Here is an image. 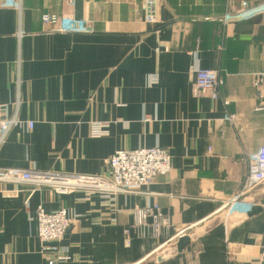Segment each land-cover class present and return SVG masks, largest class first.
<instances>
[{"label":"crops","instance_id":"obj_1","mask_svg":"<svg viewBox=\"0 0 264 264\" xmlns=\"http://www.w3.org/2000/svg\"><path fill=\"white\" fill-rule=\"evenodd\" d=\"M72 1L0 0V105L12 115L20 101V119L34 122L11 131L0 169L104 176L117 151L161 147L172 170L113 201L0 182V264H48L53 246L67 264H259L264 184L244 190V160L264 147V0H159L155 23L145 0ZM47 14L90 31L49 33ZM197 70L220 72L222 99L195 96ZM94 123L107 133L93 137ZM147 207L169 228L126 236ZM40 208L73 218L59 243L40 241Z\"/></svg>","mask_w":264,"mask_h":264},{"label":"built area","instance_id":"obj_2","mask_svg":"<svg viewBox=\"0 0 264 264\" xmlns=\"http://www.w3.org/2000/svg\"><path fill=\"white\" fill-rule=\"evenodd\" d=\"M72 4V0H65ZM159 0H145L146 22L155 23L157 20L156 7ZM232 1V0H231ZM17 10L21 9L20 3H11ZM243 8L248 2L242 1ZM228 17H225V21ZM42 22L49 29V33H85L90 28L82 22L71 17L57 15H44ZM21 36V34L19 35ZM152 84H157V77H152ZM264 75H256L255 86L258 98L263 99L262 87ZM224 80L219 71L197 70L193 92L200 97L208 93L213 101L222 99ZM20 101L14 104V113L10 114L8 105H0V147L6 142L13 129L26 126L32 130L34 122H24L20 119ZM229 103L225 101V105ZM227 121H237L236 115H229ZM106 125L94 123L91 135L95 138L107 133ZM247 166L248 177L244 190H253L264 184V147L257 153L246 155L244 160ZM107 174L104 176L67 175L60 173L40 172L20 169H0V182L6 184H29L37 188H50L59 195H68L73 191L82 190L89 197L100 195L113 201L120 194H137L154 183L158 177H166L172 170V157L170 151L161 147L141 148L137 150L117 151L107 161ZM73 218L64 209L46 213L40 208L37 213L38 237L42 243H59L71 227ZM169 228V220L158 207H147L134 211L133 223L125 229L126 236L134 233L139 238H160ZM183 233V231L181 232ZM51 250L55 255L48 264H67L68 258L59 247L53 246ZM264 264V250L259 260Z\"/></svg>","mask_w":264,"mask_h":264},{"label":"rangeland","instance_id":"obj_3","mask_svg":"<svg viewBox=\"0 0 264 264\" xmlns=\"http://www.w3.org/2000/svg\"><path fill=\"white\" fill-rule=\"evenodd\" d=\"M189 230V228H183L181 229V231L178 232V234L175 237H180L182 236L184 233H186ZM183 231V233H181Z\"/></svg>","mask_w":264,"mask_h":264},{"label":"water","instance_id":"obj_4","mask_svg":"<svg viewBox=\"0 0 264 264\" xmlns=\"http://www.w3.org/2000/svg\"><path fill=\"white\" fill-rule=\"evenodd\" d=\"M163 260L162 259H159L158 262L161 263Z\"/></svg>","mask_w":264,"mask_h":264}]
</instances>
